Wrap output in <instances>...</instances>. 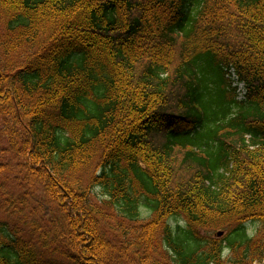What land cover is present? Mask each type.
<instances>
[{
  "label": "trees",
  "instance_id": "obj_1",
  "mask_svg": "<svg viewBox=\"0 0 264 264\" xmlns=\"http://www.w3.org/2000/svg\"><path fill=\"white\" fill-rule=\"evenodd\" d=\"M0 137V264H264V0H0Z\"/></svg>",
  "mask_w": 264,
  "mask_h": 264
},
{
  "label": "rangeland",
  "instance_id": "obj_2",
  "mask_svg": "<svg viewBox=\"0 0 264 264\" xmlns=\"http://www.w3.org/2000/svg\"><path fill=\"white\" fill-rule=\"evenodd\" d=\"M239 90H242V85H238ZM0 149H6V142L3 138L0 137ZM0 163H10L12 165L11 156L9 154L0 155ZM15 173L4 172L0 174V224H6L7 230L10 235H16L19 238L25 241H32L35 245L36 253L39 258L54 260L56 259L55 255H52L49 251L40 247V241L38 233L35 235L31 234V224L37 223L44 227V224L40 221V216L37 213H34L33 210L35 208L34 204H27L23 207L22 212L18 213V211L11 213L12 210L9 209L8 212L4 210L6 204L4 205V201L10 197L17 198L20 195V190L16 187L14 182ZM3 191L7 192V197H3ZM95 199H98L99 194L101 193L99 189L95 190ZM98 196H97V195ZM4 206V207H3ZM45 211V210H44ZM247 232L253 233L255 230L259 228V224H247ZM14 231H16L14 233ZM217 232H223L221 238L225 235L226 231H215L210 232L208 230H200L199 234L202 237H212L217 238Z\"/></svg>",
  "mask_w": 264,
  "mask_h": 264
},
{
  "label": "water",
  "instance_id": "obj_3",
  "mask_svg": "<svg viewBox=\"0 0 264 264\" xmlns=\"http://www.w3.org/2000/svg\"><path fill=\"white\" fill-rule=\"evenodd\" d=\"M221 235V233H218V236H220Z\"/></svg>",
  "mask_w": 264,
  "mask_h": 264
}]
</instances>
